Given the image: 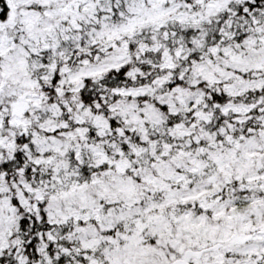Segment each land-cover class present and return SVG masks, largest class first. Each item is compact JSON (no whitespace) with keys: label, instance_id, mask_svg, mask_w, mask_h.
Here are the masks:
<instances>
[{"label":"snow or ice","instance_id":"1","mask_svg":"<svg viewBox=\"0 0 264 264\" xmlns=\"http://www.w3.org/2000/svg\"><path fill=\"white\" fill-rule=\"evenodd\" d=\"M0 264H264V0H0Z\"/></svg>","mask_w":264,"mask_h":264}]
</instances>
